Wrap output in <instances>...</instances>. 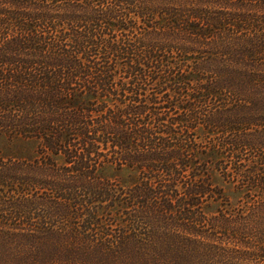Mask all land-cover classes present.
Wrapping results in <instances>:
<instances>
[{
    "label": "trees",
    "instance_id": "obj_1",
    "mask_svg": "<svg viewBox=\"0 0 264 264\" xmlns=\"http://www.w3.org/2000/svg\"><path fill=\"white\" fill-rule=\"evenodd\" d=\"M0 135V264H264V0H0Z\"/></svg>",
    "mask_w": 264,
    "mask_h": 264
},
{
    "label": "rangeland",
    "instance_id": "obj_2",
    "mask_svg": "<svg viewBox=\"0 0 264 264\" xmlns=\"http://www.w3.org/2000/svg\"><path fill=\"white\" fill-rule=\"evenodd\" d=\"M34 147L33 142L17 138L9 139L6 136L0 135V153L3 155L28 156L32 154ZM114 174L122 182L131 180V175L128 170L115 171ZM212 179L214 183L222 186L224 190L231 192L230 185L225 183L217 172H212Z\"/></svg>",
    "mask_w": 264,
    "mask_h": 264
}]
</instances>
